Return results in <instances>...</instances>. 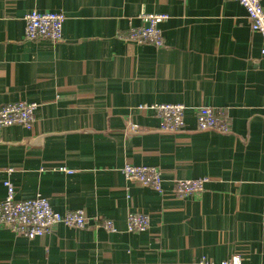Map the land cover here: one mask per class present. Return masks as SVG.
Wrapping results in <instances>:
<instances>
[{
	"label": "crops",
	"instance_id": "obj_1",
	"mask_svg": "<svg viewBox=\"0 0 264 264\" xmlns=\"http://www.w3.org/2000/svg\"><path fill=\"white\" fill-rule=\"evenodd\" d=\"M32 10L64 14L62 39L27 40ZM141 11L168 14L162 46L119 38ZM261 47L235 0H0V106L38 104L32 129L0 128V201L10 180L17 200L39 194L88 221L31 239L0 224V264H264ZM155 103L183 104V129L162 132L136 108ZM199 106L230 132L198 131ZM126 163L156 166L162 193L127 180ZM199 177L202 192L173 195L175 179ZM129 212L149 228L128 232Z\"/></svg>",
	"mask_w": 264,
	"mask_h": 264
},
{
	"label": "built area",
	"instance_id": "obj_2",
	"mask_svg": "<svg viewBox=\"0 0 264 264\" xmlns=\"http://www.w3.org/2000/svg\"><path fill=\"white\" fill-rule=\"evenodd\" d=\"M245 10L251 30L258 33L262 39L261 55L264 56V0H235ZM137 18L138 26L130 27L119 34V38L135 44H150L160 47L163 37L160 24L169 16L166 13H148L141 11ZM65 16L60 12H39L32 10L24 16V36L27 40L47 39L59 41L62 39V27ZM36 102L18 100L0 106V128L20 125L30 130L35 122ZM138 110L153 111L158 119V130L162 132H178L184 127L186 107L180 103L141 104ZM195 126L198 131H213L221 134L230 132L229 123L221 110L211 106L196 108ZM136 125L129 126V130H136ZM59 171L71 173L63 166ZM9 172L11 169L8 170ZM122 173L129 181L137 182L162 193V176L160 170L152 165H135L126 163ZM207 177L194 179H175L173 181V195L184 197L198 194L204 190ZM5 196L0 201V224L7 226L13 233L26 238H35L48 233L54 226L63 224L67 227L82 228L87 224V216L82 209L57 212L53 210L46 197L36 195L31 198L17 200L15 188L10 180L4 181ZM97 224L96 226H98ZM102 227L110 233L116 232L111 219H104ZM149 228V215L142 212H129L126 217L128 232H144ZM199 263L208 264L211 261L202 259ZM219 264H241L238 254L220 261Z\"/></svg>",
	"mask_w": 264,
	"mask_h": 264
}]
</instances>
